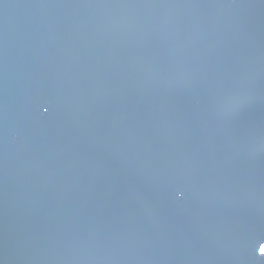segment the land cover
Here are the masks:
<instances>
[{
  "label": "water",
  "instance_id": "water-1",
  "mask_svg": "<svg viewBox=\"0 0 264 264\" xmlns=\"http://www.w3.org/2000/svg\"><path fill=\"white\" fill-rule=\"evenodd\" d=\"M264 0H0V264H264Z\"/></svg>",
  "mask_w": 264,
  "mask_h": 264
},
{
  "label": "snow or ice",
  "instance_id": "snow-or-ice-1",
  "mask_svg": "<svg viewBox=\"0 0 264 264\" xmlns=\"http://www.w3.org/2000/svg\"><path fill=\"white\" fill-rule=\"evenodd\" d=\"M261 253H264V246L260 248Z\"/></svg>",
  "mask_w": 264,
  "mask_h": 264
}]
</instances>
